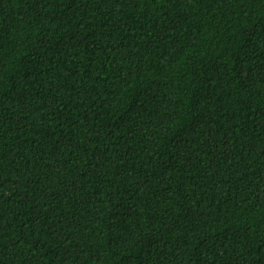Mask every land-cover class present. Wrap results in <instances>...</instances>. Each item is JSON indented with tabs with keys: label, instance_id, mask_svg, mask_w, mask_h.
<instances>
[{
	"label": "trees",
	"instance_id": "1",
	"mask_svg": "<svg viewBox=\"0 0 264 264\" xmlns=\"http://www.w3.org/2000/svg\"><path fill=\"white\" fill-rule=\"evenodd\" d=\"M0 264H264V0H0Z\"/></svg>",
	"mask_w": 264,
	"mask_h": 264
}]
</instances>
